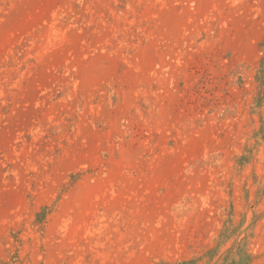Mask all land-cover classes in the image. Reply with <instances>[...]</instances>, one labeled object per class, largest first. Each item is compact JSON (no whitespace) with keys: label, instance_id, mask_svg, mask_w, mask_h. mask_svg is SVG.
I'll use <instances>...</instances> for the list:
<instances>
[{"label":"rangeland","instance_id":"1","mask_svg":"<svg viewBox=\"0 0 264 264\" xmlns=\"http://www.w3.org/2000/svg\"><path fill=\"white\" fill-rule=\"evenodd\" d=\"M0 264H264V0H0Z\"/></svg>","mask_w":264,"mask_h":264}]
</instances>
